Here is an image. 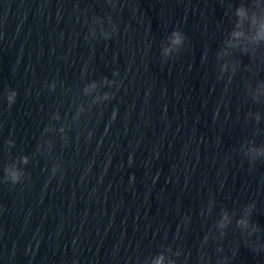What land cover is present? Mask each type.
I'll return each instance as SVG.
<instances>
[{"label":"water","instance_id":"water-1","mask_svg":"<svg viewBox=\"0 0 264 264\" xmlns=\"http://www.w3.org/2000/svg\"><path fill=\"white\" fill-rule=\"evenodd\" d=\"M0 248L264 264V0H0Z\"/></svg>","mask_w":264,"mask_h":264},{"label":"clouds","instance_id":"clouds-1","mask_svg":"<svg viewBox=\"0 0 264 264\" xmlns=\"http://www.w3.org/2000/svg\"><path fill=\"white\" fill-rule=\"evenodd\" d=\"M239 14H241V10H238V15ZM175 35H176V39L173 42L176 44H179L181 42L180 34L176 33ZM15 95H16L15 93H12L11 95L7 96V101L9 103V105H11L15 102V100H14ZM11 180H12L13 184H18L20 181V177L16 173H11ZM158 264H159V262H158Z\"/></svg>","mask_w":264,"mask_h":264}]
</instances>
